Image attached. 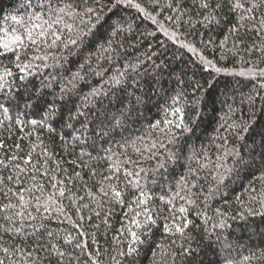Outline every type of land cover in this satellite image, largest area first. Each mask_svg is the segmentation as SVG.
I'll use <instances>...</instances> for the list:
<instances>
[{"label":"trees","instance_id":"16d2710c","mask_svg":"<svg viewBox=\"0 0 264 264\" xmlns=\"http://www.w3.org/2000/svg\"><path fill=\"white\" fill-rule=\"evenodd\" d=\"M37 2L38 0H0V40L4 38L5 33L11 36L17 30L22 31L17 21L27 20L28 15L34 11V7L28 5L31 3L34 6ZM140 2L145 3L146 0ZM182 3L195 20L192 0H182ZM155 11L160 12L157 20L171 31L175 25L166 17L173 15V12L167 8ZM105 19L107 23L104 27V37L100 42L110 35L112 27L119 25L123 31L117 39L122 40L124 44V58L133 63L137 59L141 61L137 74L138 87H129L127 92L118 93L123 101L122 105L115 102L112 104L113 110L117 107L132 110L131 118L110 137L103 139H75L80 137V132L63 127L59 121L55 122L56 133H42L41 147L46 146L50 152L55 153V159L62 161L61 167L67 169L68 173H72L74 167L69 161L75 160L81 152L90 153L93 158H107L105 161L85 156V166L77 167L75 171L81 172L86 179L91 176L90 169L107 175V166L112 160L127 161L122 165L120 180L117 181L123 189L124 204L104 205L101 216H107V225L101 223L100 219L87 209L83 210V215L92 216L91 221L86 219L83 222V230L88 233L84 239L91 245V234L96 232L93 251L96 248L101 250L103 264H264V208L249 196L251 188L259 191L264 187L259 179L264 175L259 148L264 140V76L260 75L261 70H264V59L255 51L249 54L241 50L239 54L233 55L225 54L215 46L223 39L226 27L235 22L231 15L220 28L213 26L211 29H205L199 24L192 28L182 24L176 29V43L169 40L156 24L145 19L133 8L120 7L108 11L106 7ZM241 35L245 39L244 48L253 41L260 43V37L254 32L245 33L241 29ZM209 38L213 44H208ZM181 43H190L201 50L206 59L212 61V65H202L199 56L180 47ZM227 46L231 48L232 42L229 41ZM11 59V54L0 57L5 64ZM120 63L123 64L124 59H121ZM9 66L13 67L14 84L19 85L20 74L14 65ZM77 68V63H69L64 65V69L57 71L63 74L65 69L70 70L64 76L66 80ZM216 68L222 71L217 73ZM33 71L36 72V69ZM52 71L44 69L28 77L29 91H49L42 88L41 80L45 78L46 73ZM86 80L87 83L81 82L78 86L82 92L72 97L76 104H80L83 95L92 88L103 84V80L92 75L87 76ZM11 91L15 92L17 97L13 103L18 104L20 112H23L24 105L29 102L28 93L15 86ZM174 98L177 102H174ZM104 102L107 106L108 100L105 99ZM0 103L7 104L3 94H0ZM175 108L182 111L173 114ZM10 114L13 117L18 114L15 107L11 109ZM181 115L183 124L177 127ZM22 118L39 117L34 114L33 109H29L27 116ZM0 119H3L2 113ZM245 122L250 125L247 132L238 134L237 130L231 127ZM157 123L160 128L153 129L151 125ZM76 128H80L79 124H76ZM19 135L22 134H16L14 130L7 143L10 146L13 141L22 145L29 143L27 139L21 141ZM133 140L140 151L126 146V141ZM40 150L36 149L37 152ZM233 152L244 158L245 165L253 166L236 165L235 161L239 156H225V153ZM205 157L208 161L222 163L224 168H232L233 171L226 174L224 183L219 185L214 195H208L209 189H217V181L214 179L217 171L212 168V163H208L207 168L200 172V181L194 190L199 195L196 204L188 205L179 198L174 201L177 208L184 206L188 209L187 216L192 223L185 231L191 236V240L178 233L170 234L164 229L165 224H173L167 201L179 190V182L189 175V169L197 167V162ZM50 164L55 167L51 161ZM224 168L220 171L223 172ZM125 170L139 175L125 179ZM59 178L63 179V174H60ZM99 179V175L89 179V186ZM136 180L139 181L138 186L129 183ZM81 183L73 181L68 184L76 197L85 196L86 190L81 187ZM141 190L146 193L147 199L145 204L138 205L134 201L140 196ZM63 204L67 206L69 201L65 199ZM253 210L255 214H250ZM66 211L78 221L75 206L70 210L66 208ZM137 212L141 215L136 216ZM46 215L49 218L43 220L45 227L40 229L39 234L33 231V225L39 222H25L24 230L19 235L13 233L9 236L0 230V236L3 237L2 246L23 249V253H17L11 258L5 257L0 251V260H4L5 264H13V260L22 264L20 256L29 252L33 253L34 257L43 259L54 252L50 245H55L61 251L68 249L71 252L70 246L65 244V239L69 234L79 239L76 229L54 209ZM146 215L155 219V224L148 226L150 231L143 226ZM176 215H180L178 211ZM206 217L211 218L207 227L212 233V248L207 247L208 242L204 239L202 231L205 227L202 221ZM133 219L140 222L141 226L133 224ZM221 220L225 222L224 227L219 226ZM0 223L4 222L0 220ZM176 223H181V220H176ZM92 224H100V229L91 227ZM213 224L217 226L212 228ZM129 228L137 232L143 243L134 245L137 251L131 256L122 257L118 250L126 251L128 243L131 242V236L127 232ZM49 232L52 233L51 236L48 235ZM121 232L124 235H121ZM189 247L195 248L197 252L187 254L185 249ZM76 253L79 254V250H76ZM80 259L82 264L85 257ZM43 264H49V260L43 259ZM51 264H55L54 254ZM72 264H77L74 256Z\"/></svg>","mask_w":264,"mask_h":264},{"label":"snow or ice","instance_id":"6c2138e0","mask_svg":"<svg viewBox=\"0 0 264 264\" xmlns=\"http://www.w3.org/2000/svg\"><path fill=\"white\" fill-rule=\"evenodd\" d=\"M110 5L111 7H108ZM28 7H34L27 20L20 19L17 21L21 25L22 31L17 30L11 36L4 34V38L0 40V57L11 54L12 59L8 64L0 60V94L7 100V104L0 103V113L3 119H0V230L11 236L13 233L19 235L25 227V222H39L33 225L34 233L39 234L40 229L45 225L43 220L48 219L46 215L53 209L72 224L76 229L78 237L68 235L65 244L70 246L68 249L61 251L55 245H50L54 250L49 256L43 258L48 259L51 264L52 255L55 256V264H72L74 256L77 264H81V257H85L82 264H103L101 259L102 253L99 248L93 251L96 243V232L91 234L92 244L90 245L84 237L88 235L83 230V222L87 219L91 221L92 216L83 215V210L87 209L95 217L100 219L101 223L107 225V216L102 217L101 211L105 204H124L123 189L117 181L120 180L122 165L127 161L112 160L107 166V175L98 174L95 170H91V176L87 179L81 175V172L75 171L77 167H84V157L89 159H101L107 161V158H93L90 153L81 152L80 156L75 160L69 161L73 165V172L68 173L67 169L61 167L62 161L55 159V153L48 150L43 145L42 133H56L55 122L59 121L63 127L71 128L74 132L79 131L80 139H103L110 137L117 128L124 125L131 118L132 110L126 107H117L115 110L112 104H123L118 93L127 92L128 88H136L139 85L137 74L139 72L141 61L136 60L135 63L124 58V44L122 40L117 39L123 29L116 25L111 28L110 35L103 42L104 27L107 23L105 19V8L108 11L113 9L133 8L145 19L156 24L158 29L163 31L173 43L178 41L176 29L187 24L194 28L196 24L201 25L205 29H211L213 26L220 28L225 25L229 15L235 22L231 23L225 29L223 39L215 46L222 50L223 53L239 54L241 50L251 54L253 51L260 54V58L264 59V0H192V11L195 13L196 19L186 10L182 0H146L141 3L140 0H38L33 6L31 3ZM169 9L173 15L167 16L166 19L171 21L175 27L169 31L164 25L157 20L160 14L157 9ZM152 9L153 11H150ZM115 14V13H113ZM15 19V18H14ZM247 21V23H245ZM131 28V26H129ZM241 29L245 33L254 32L260 37V43L252 44L244 48L245 39L241 35ZM154 33H149L153 35ZM232 42V47L227 45ZM208 44H213L211 38ZM180 47L186 49L199 56L202 65H212V61L206 59L201 50H198L190 43H181ZM207 47V45H206ZM124 59L121 64L120 60ZM77 63L76 71L71 72L65 80L64 76L70 70L65 69L64 73L57 71L64 69L65 64ZM14 65L16 71L20 74L19 85L14 84ZM36 69V72L33 71ZM44 69H52V72L46 73L45 78L41 80L43 89H49L45 92L36 89L30 92L28 89V77L40 73ZM222 69L216 68V72ZM251 74V73H250ZM92 75L103 80L100 87L92 88L87 94L83 95L82 102L76 104L72 99L78 92L81 82L87 83L86 77ZM260 75L264 76V70ZM45 79L47 83H45ZM106 85V86H105ZM23 88L29 95V102L24 105V111L20 112L19 105L13 101L17 99L15 92L11 91L13 87ZM199 86V85H197ZM50 97V99H49ZM105 99L108 100L107 106ZM174 102H177L174 98ZM15 107L17 115L13 117L10 112ZM33 109L34 114L39 118L24 119L28 110ZM180 108H175L173 114L180 113ZM79 124L80 128H76ZM183 124V116L180 117V123ZM153 129H159L160 124L151 125ZM238 134L247 132L250 125L245 122L242 125H232ZM14 130L19 135V139L24 141L27 139L28 144H21L13 141L10 146L7 143L11 139ZM7 133V135H4ZM34 138V139H33ZM63 140V136L60 137ZM126 146L132 147L136 151H140L136 141L125 142ZM155 145H153L154 147ZM40 148V152L36 149ZM261 151V163L264 164V140L259 145ZM110 151V150H107ZM239 156L235 161L236 165H245L244 158L239 153H225V156ZM255 155V152L252 153ZM222 159V158H221ZM50 161L55 164L52 167ZM80 161V163H77ZM208 163H212L205 157L197 162V167L189 169V175L183 177L179 182V190L171 197L167 203L170 205L168 211L171 214L173 224L164 225L166 232L170 234L178 233L182 237L191 240V236L186 233L189 224L192 223L188 219V209L184 206L176 207L174 201L179 198L188 205H195L199 199L197 189L200 181V172L207 168ZM252 167L253 165H245ZM212 168L217 171L214 178L217 181V189H209L208 195H214L219 185L224 183L226 174H230L232 168H224V165L212 163ZM224 168L221 172L220 169ZM63 174V179H60ZM100 176L95 184L89 186L88 180ZM139 173L124 171L123 176L127 179L130 176H138ZM262 185H264V175L259 177ZM43 181V182H42ZM73 181H81V187L85 191V196L76 197L72 188L68 184ZM135 186L139 185V181H129ZM75 188V184H73ZM252 201L258 202L264 208V187L261 190L251 188L249 193ZM259 196V200H257ZM67 199L69 204L65 206L63 200ZM146 193L140 191V196L134 201L138 205L146 203ZM77 201H80L79 203ZM164 202V198L161 197ZM75 206L78 221L74 220L68 214L67 209ZM180 214L176 215V212ZM250 214H255L254 210ZM136 216L141 215L140 212L135 213ZM218 215H221L218 213ZM127 216V213H125ZM181 223H176V220ZM210 217H206L202 223L205 225L202 231L204 239L207 240V247L212 248V233L207 227ZM137 227L141 226L140 222L132 220ZM150 224H155V219L151 215H146L143 226L147 231ZM217 225L213 224L212 228ZM220 227L225 226V222L221 220ZM91 227L100 229V224H92ZM174 229V231H173ZM131 236V242L128 243L126 251H119L122 257L131 256L137 251L134 245L143 243L137 232L131 228L127 229ZM49 236L52 233H48ZM121 235H124L121 232ZM218 238V237H217ZM3 237L0 236V251L5 257H15L17 253H23V249L19 247L9 248L2 246ZM79 250V254L76 253ZM189 255L195 254L197 250L189 247L185 249ZM43 259L34 257L29 252L20 256L22 264H43ZM195 260V256H194ZM0 264H5L4 260H0ZM13 264H18L13 260Z\"/></svg>","mask_w":264,"mask_h":264}]
</instances>
